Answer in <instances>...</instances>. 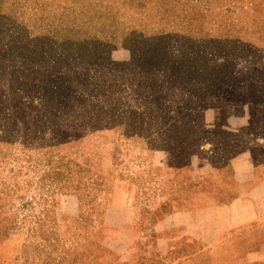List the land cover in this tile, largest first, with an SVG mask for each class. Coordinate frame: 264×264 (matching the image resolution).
Returning a JSON list of instances; mask_svg holds the SVG:
<instances>
[{
  "label": "rangeland",
  "instance_id": "374dc122",
  "mask_svg": "<svg viewBox=\"0 0 264 264\" xmlns=\"http://www.w3.org/2000/svg\"><path fill=\"white\" fill-rule=\"evenodd\" d=\"M220 199L254 223L200 254L172 214ZM263 239L264 0H0V264H264Z\"/></svg>",
  "mask_w": 264,
  "mask_h": 264
},
{
  "label": "crops",
  "instance_id": "0c3cea01",
  "mask_svg": "<svg viewBox=\"0 0 264 264\" xmlns=\"http://www.w3.org/2000/svg\"><path fill=\"white\" fill-rule=\"evenodd\" d=\"M236 201H222L220 199L217 202H213V204H209L207 207H194V206H185L184 209H181L180 211H176L172 215H181L183 214V218L185 223H178L177 226L178 229L181 232H184L185 235H191L194 237V239L199 243V246L201 247V253H205L208 248L212 245V247H215L217 243L223 242L224 238L226 241L228 240H233V242L240 240V235L236 234L233 235V238L230 237L229 235H226L225 231L230 228H236L238 225L243 224V223H254L253 220L254 218L247 220V221H242V219H237L236 217H233V220L227 219L224 215L217 214V215H207L208 212H205V210L210 211L213 208H225L228 207H234L236 206ZM230 218V217H229ZM191 222L192 224L190 227L188 223ZM221 222V224H220ZM250 228V227H249ZM225 236L223 238V235ZM231 236V234H230ZM252 240V238H249V235L247 236L246 240ZM258 239L254 238L253 240ZM264 241V239H263ZM238 250L234 249L233 255H230V258L227 259H222V260H212L210 264H255L256 261V254L252 250H247L243 251L241 254H235L234 252H237ZM261 251L257 252L258 253ZM263 256V255H261ZM253 259V261H251Z\"/></svg>",
  "mask_w": 264,
  "mask_h": 264
}]
</instances>
